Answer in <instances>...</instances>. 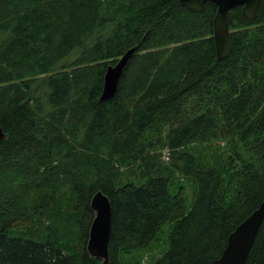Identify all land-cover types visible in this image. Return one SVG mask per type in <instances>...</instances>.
Returning <instances> with one entry per match:
<instances>
[{"label": "trees", "instance_id": "obj_1", "mask_svg": "<svg viewBox=\"0 0 264 264\" xmlns=\"http://www.w3.org/2000/svg\"><path fill=\"white\" fill-rule=\"evenodd\" d=\"M178 0H0V264H102L86 250L101 190L108 264H210L264 199V0L232 10ZM111 100L109 64L129 48ZM166 150L164 160L162 151ZM194 186L189 207L183 187ZM135 180V182H133ZM245 264H264V220Z\"/></svg>", "mask_w": 264, "mask_h": 264}, {"label": "water", "instance_id": "obj_2", "mask_svg": "<svg viewBox=\"0 0 264 264\" xmlns=\"http://www.w3.org/2000/svg\"><path fill=\"white\" fill-rule=\"evenodd\" d=\"M185 8L192 11H202L205 4H213L216 12L213 17V39L217 60L224 59L231 50L230 22L232 10L240 7L243 16L249 20L256 17L261 0H178ZM136 48L127 49L114 64H109L103 75L102 89L99 101L111 100L117 92L122 71L135 52ZM5 133L0 127V141ZM90 207L94 213L88 229L86 250L92 257L109 263V237L111 233V204L109 198L97 190L90 199ZM264 220V199L244 218L227 237V242L221 254L210 264H245L253 246L255 237Z\"/></svg>", "mask_w": 264, "mask_h": 264}, {"label": "rangeland", "instance_id": "obj_3", "mask_svg": "<svg viewBox=\"0 0 264 264\" xmlns=\"http://www.w3.org/2000/svg\"><path fill=\"white\" fill-rule=\"evenodd\" d=\"M163 159H166V154L167 151L163 150ZM135 182V180H133ZM176 185L182 186L183 187V194L186 197V202L189 207V204L191 203L192 197H193V189L194 186L192 182L185 180L181 181L180 178L176 180ZM166 234V227L163 229L162 233L160 234L159 237V242L158 243H153L151 244L148 248L142 250L138 255H134L132 257L133 260H136L138 264H152L153 260L161 255L163 251L165 250L166 246L163 244V240Z\"/></svg>", "mask_w": 264, "mask_h": 264}]
</instances>
